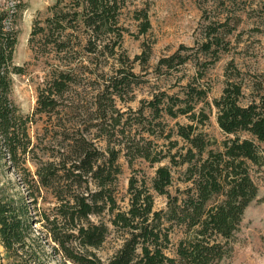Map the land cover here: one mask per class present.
I'll return each instance as SVG.
<instances>
[{
    "label": "trees",
    "instance_id": "1",
    "mask_svg": "<svg viewBox=\"0 0 264 264\" xmlns=\"http://www.w3.org/2000/svg\"><path fill=\"white\" fill-rule=\"evenodd\" d=\"M76 1L71 18L56 5L52 16L45 20V27L32 31L29 43L37 34L41 35L40 39H45V47H49L40 53L64 51L65 33L69 29L83 27L89 36L87 44L94 45L95 49L103 43V35H115L121 39V29L117 26V0ZM1 2L4 5L0 7V140L9 160L18 162L31 146L26 125L32 120L28 116L22 117L9 98L11 75L22 71L14 66L13 55L17 45V24L25 4L21 0ZM7 3L12 4L6 6ZM145 21L143 33L149 29L148 20ZM212 33L216 34L217 30ZM215 43L221 44L218 37H215ZM213 45L214 42H206L200 51L214 53L216 57V50H211ZM31 50L36 53L32 44ZM88 51L94 50L90 48ZM150 53V48H144L136 59L147 62ZM188 59L175 53L161 59L159 67L172 69L186 64ZM126 61H129L127 57ZM131 70L129 66L106 80L103 92L95 98L97 114L94 113L92 119L101 123L92 128H97L98 135L105 139V148H99L96 139L91 138L89 127L77 131L78 134L64 132L65 145L59 155L36 163L37 187L51 191L58 201L56 217L50 221L44 216L51 241L64 261L71 264H218L231 257L233 239L244 211L257 196L258 189L250 172L253 167L264 163L260 150L264 144V94L243 106L242 86L227 71L221 96L213 102L217 126L225 136L221 142L206 139L198 130V125L208 119L202 108L196 112L197 105L206 98V89L188 85L183 99L156 95L145 106L153 119L169 117L176 120L184 116L191 123L185 126L175 123L166 136H163L165 127L158 124L162 127L160 135L169 141L166 152L160 150L153 155L147 148L129 146L132 144L129 141L122 142L123 149L115 150L111 148L112 140L125 135L123 128H120L119 120L110 126L109 122L105 126L102 122L111 120V116L106 119L109 117V101L112 103L110 113L114 112L111 97H122L137 79ZM73 82L68 72H57L39 92L35 114L51 118L56 115L52 126L60 125L62 118L58 108ZM173 136L182 142L175 154H171V150L178 142L170 141ZM122 152L129 166L137 158L151 164L167 160L171 165L159 166L149 187L140 184L136 178L129 180L126 212L118 209L116 200V183L121 174L118 161ZM181 166H186L184 182H189L190 186L181 192L183 196L180 198L171 195L169 188L173 185L171 168ZM151 190L166 197L165 211L154 210ZM105 214L111 217L109 226L121 232L124 238L114 255L102 262L92 250L99 248L110 232L100 218ZM92 218L100 220L95 222ZM36 221L28 217V205L23 200L0 201L1 246L8 252L22 248L27 231L32 224L39 223ZM173 226L182 230L175 257L166 254L171 245Z\"/></svg>",
    "mask_w": 264,
    "mask_h": 264
},
{
    "label": "rangeland",
    "instance_id": "2",
    "mask_svg": "<svg viewBox=\"0 0 264 264\" xmlns=\"http://www.w3.org/2000/svg\"><path fill=\"white\" fill-rule=\"evenodd\" d=\"M21 2L25 4V10L17 24L13 64L22 71L11 75L9 98L22 117L28 116L32 120L26 125L31 146L18 162H11L0 140V201L11 198L13 201L23 200L28 205V217L39 223L32 224L27 231L22 248L8 252L0 244V264H71L64 261L48 234L44 216L50 221L56 217L58 201L51 191L37 187L36 163L59 155V150L65 145L64 132L78 134L77 131L89 127L91 138L96 139L99 148H105V139L98 135L97 128H92L101 123L92 119L94 113L97 114L95 98L103 92L106 80L129 66L137 79L122 97H111L114 112L110 113L112 103L109 101V117L106 119L111 116V120L102 122L103 126L106 122L110 126L119 120L120 128H123L125 135L114 138L111 148L123 149L121 144L129 141L132 143L129 146L147 148L153 155L160 150L166 152L169 141L160 135L162 127L158 124L165 127L163 136H166L175 123L185 126L191 122L184 116L176 120L169 117L153 119L145 106L159 94L183 99L188 85L207 90L204 102L196 107V112L202 108L208 118L198 125L199 132L206 139L224 140L225 136L216 123L213 102L221 96L227 71L242 86L243 106L264 94V0H117V26L121 29V39L115 35H103V43H99L102 49H95L94 45L87 44L89 36L83 27L69 29L65 33L64 51L47 54L40 53L43 48H49L45 47V39H40L41 35L36 34L34 41L29 43L32 31L45 27V20L52 16L56 5L71 18L77 1ZM7 4L10 6L12 3ZM146 19L149 29L143 33ZM213 30L217 33L213 34ZM215 37L221 44L215 43ZM206 42H214L211 50H216V57L214 53L200 51ZM31 44L36 53L31 50ZM104 44L108 46L104 47ZM90 48L94 51L89 53ZM144 48H150L151 52L147 62L136 59ZM175 53L189 58L187 63L172 69L159 67L161 59ZM60 71L68 72L74 82L58 108L62 123L52 126L56 115L51 118L35 114V110L39 92ZM174 140L178 143L171 154L182 146L179 138L171 137L170 141ZM260 150L264 156V144ZM118 162L121 174L116 183V200L118 209L124 212L129 207L128 182L131 178L149 187L159 166H171L167 160L151 164L141 158L134 159L129 166L123 152ZM185 167L171 168L173 185L169 192L180 198L183 196L181 192L190 186L189 182H184ZM250 175L257 186V196L244 211L233 239L231 257L218 264H264V163L253 167ZM151 193L154 210L165 211L166 197L152 190ZM100 218L106 222L110 232L105 242L92 251L105 262L120 248L124 236L109 226L110 216L105 214ZM91 220L97 222L100 219ZM170 238L171 245L166 254L175 257L177 243L182 238L180 227L173 226Z\"/></svg>",
    "mask_w": 264,
    "mask_h": 264
}]
</instances>
